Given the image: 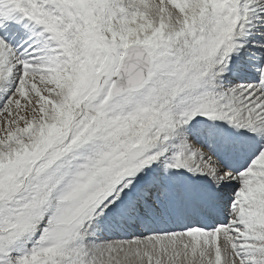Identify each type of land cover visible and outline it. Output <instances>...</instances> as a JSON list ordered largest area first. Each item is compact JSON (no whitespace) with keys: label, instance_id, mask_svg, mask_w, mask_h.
I'll return each instance as SVG.
<instances>
[{"label":"snow or ice","instance_id":"1","mask_svg":"<svg viewBox=\"0 0 264 264\" xmlns=\"http://www.w3.org/2000/svg\"><path fill=\"white\" fill-rule=\"evenodd\" d=\"M0 264H264V0H0Z\"/></svg>","mask_w":264,"mask_h":264}]
</instances>
